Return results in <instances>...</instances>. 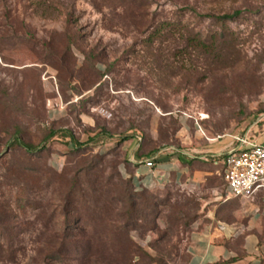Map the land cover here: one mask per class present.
Instances as JSON below:
<instances>
[{"label":"rangeland","instance_id":"rangeland-1","mask_svg":"<svg viewBox=\"0 0 264 264\" xmlns=\"http://www.w3.org/2000/svg\"><path fill=\"white\" fill-rule=\"evenodd\" d=\"M163 21L176 25L148 42ZM263 125L264 0H0V264H82L86 224L135 192L120 170L131 142L215 155L196 158L201 180L146 189L130 232L137 264H184L198 222L235 219L221 159Z\"/></svg>","mask_w":264,"mask_h":264},{"label":"crops","instance_id":"crops-1","mask_svg":"<svg viewBox=\"0 0 264 264\" xmlns=\"http://www.w3.org/2000/svg\"><path fill=\"white\" fill-rule=\"evenodd\" d=\"M257 132L251 136L252 141L264 144V125L258 127ZM140 147V142L125 146L127 161L120 168L124 165L121 170L131 176L133 183L136 186L144 184L148 189L201 180L209 171L196 158L215 156H195L184 150L151 151ZM153 156H156L155 165L149 167L146 161ZM235 198L242 202L234 212L235 219L198 222L190 234L184 264H264V198L261 194L252 199Z\"/></svg>","mask_w":264,"mask_h":264},{"label":"trees","instance_id":"trees-1","mask_svg":"<svg viewBox=\"0 0 264 264\" xmlns=\"http://www.w3.org/2000/svg\"><path fill=\"white\" fill-rule=\"evenodd\" d=\"M240 13V11H235L232 15L226 17L234 18ZM218 19L223 18L219 17ZM172 25L174 26L176 24H171L169 22L163 21L160 27H158L149 35L147 41L153 43L156 37L162 35L167 26ZM188 45L193 46L197 49L206 50H208V48L210 47L206 40L201 36H195L192 38L189 37ZM57 133L58 131L52 130L45 137V141L54 137ZM62 133L64 136H70L72 139L75 138L67 131H63ZM89 140L92 141L94 140V138H89ZM13 142L23 145L29 152H34L37 148L35 145L24 143L17 138H14ZM140 148L145 150L142 144ZM226 154H224L222 158L226 156ZM126 161L127 160L124 155L122 163ZM119 163L120 162H118L117 165ZM222 176L224 179L223 166ZM128 183L135 192L127 193L125 196L123 195L118 198L120 203H122V210L116 212L115 216L113 217L100 216L93 227L87 222V228L91 227L90 235L86 236V240L84 242H77L76 246H74V244L72 243L77 253H79L78 251L80 250L82 252V254L80 255L82 264H137L135 261L137 253L133 241L130 238V232L133 228H138L140 226L139 220H143L145 218L144 211H147L149 209L150 199L146 195V189L148 188H142L140 190L137 189V186L133 183V180L131 178L129 179ZM77 191H80V193L82 192V190L78 187V184L75 182L72 183V185L67 190L68 203H70V205L72 206L75 205V207H77L78 204L79 206L81 205L80 198L76 196ZM81 198L84 199L83 194H81ZM76 219L82 222L84 221V214L82 213V211L79 212ZM86 226L81 227V231H86ZM94 242H97L99 244H97L98 247H96V244H94ZM64 245L65 244H63L59 250H56L57 252L55 256H52L49 259L51 262H64L63 256L65 257V254L67 255V253L71 251ZM69 245L72 246L71 244Z\"/></svg>","mask_w":264,"mask_h":264},{"label":"built area","instance_id":"built-area-1","mask_svg":"<svg viewBox=\"0 0 264 264\" xmlns=\"http://www.w3.org/2000/svg\"><path fill=\"white\" fill-rule=\"evenodd\" d=\"M97 150L103 151V148L99 147ZM155 159L156 156L148 159L147 166L153 167ZM221 163L228 192L233 197L252 199L261 194L264 198V144L253 142L248 136L238 137L237 144L231 147ZM122 167L120 170L124 169V165ZM121 173L131 177L124 170ZM145 187L147 186L141 184L137 189Z\"/></svg>","mask_w":264,"mask_h":264}]
</instances>
